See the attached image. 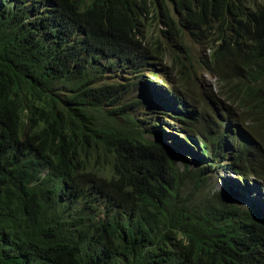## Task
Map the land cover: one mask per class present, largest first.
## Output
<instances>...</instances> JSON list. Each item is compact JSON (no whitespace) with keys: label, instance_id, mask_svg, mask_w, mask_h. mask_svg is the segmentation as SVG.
Here are the masks:
<instances>
[{"label":"trees","instance_id":"trees-1","mask_svg":"<svg viewBox=\"0 0 264 264\" xmlns=\"http://www.w3.org/2000/svg\"><path fill=\"white\" fill-rule=\"evenodd\" d=\"M0 264H264V0H0Z\"/></svg>","mask_w":264,"mask_h":264},{"label":"rangeland","instance_id":"rangeland-1","mask_svg":"<svg viewBox=\"0 0 264 264\" xmlns=\"http://www.w3.org/2000/svg\"><path fill=\"white\" fill-rule=\"evenodd\" d=\"M148 22H149V25H152L151 20H149ZM157 32H158L157 26L153 24V26H151L149 37L151 39L150 43L152 44V46H156V47H158L160 44V42L156 38H154L157 35ZM164 49H165V53H162V55L165 58L166 63L171 64L173 54H170L169 52L171 50H174V48L169 45H166ZM199 54L202 55V50H200ZM122 72H123V68H120V70L116 72L114 75H109L108 79H114L117 81L119 79H123V78H120V75ZM112 77H115V78H112ZM146 77H148L147 74H146ZM154 77H155L154 75L149 76V82L150 84H152V86H154V88H152L149 85L148 91L146 88L144 90L131 88V90H129L128 95H127V103L140 100L141 93H147V92L151 93L153 91L158 92L159 96L165 97V93L167 92L166 90L169 88L167 86L165 87V85L162 84L161 80L159 79L155 80ZM129 78H132V75L129 76ZM179 79L182 80L183 85H178V86L180 88H183L184 86H186V81L184 77L180 76L178 77V80ZM199 82L201 83V86H206L207 90H210L213 94H215L217 90L219 89L217 78L215 76H212L211 74L209 75L208 72L206 71L199 73ZM185 96L186 98H188L189 96L193 97L190 90L186 92ZM191 97H189V99L192 102ZM140 112L145 114V118H147L150 115L145 110L140 111ZM157 120L158 119L155 118L154 123H157ZM160 120H161L162 126L165 127L166 125L167 127L162 130V133H160L159 131V134H160L159 137L164 138L165 141L169 142L171 144V147L174 148L175 151L178 153L179 157L187 158L190 165L194 167L196 163L202 159V156L199 155V151L196 148V146L192 144H188L190 147L188 145L187 147L186 145H184L183 140L185 136L182 134H179V132H182V131H180L179 126L177 124H174L173 122H169V121L167 122V120H164V119H160ZM176 138H178V140ZM176 163H178V165L181 166V168H183L182 163L180 162H176ZM212 175H213V178L209 180V183L211 184L210 188L213 190V192L220 191L221 189H223V187L225 188L224 183L231 186V183L233 182V180L237 179V177L233 175L232 173H230L229 171L228 172L224 171L223 173H221V170H219V172H212ZM109 178H111V174H109Z\"/></svg>","mask_w":264,"mask_h":264},{"label":"clouds","instance_id":"clouds-1","mask_svg":"<svg viewBox=\"0 0 264 264\" xmlns=\"http://www.w3.org/2000/svg\"><path fill=\"white\" fill-rule=\"evenodd\" d=\"M208 74L210 75V73L208 72ZM150 76H152V75H154L155 77V80H157V79H159V80H161L162 81V79L159 77V78H157V75L156 74H149ZM148 76V75H147ZM147 81H148V84L152 87V88H154V86H152V84H150V82H149V76L147 77ZM157 84V83H156ZM162 84L163 85H165V83L162 81ZM165 87H166V85H165ZM147 89V91H148V88H146ZM156 92V91H155ZM156 93H158V92H156ZM182 135H184L185 137H184V140H183V142L184 143H186V144H188V142H187V136L185 135V134H182ZM177 140H178V138H176ZM155 141L157 142V143H162L163 145H164V147L166 146V147H169L170 149H172L174 152H176L175 151V149L174 148H172L171 147V144L169 143V142H167V141H165V139L164 138H161V137H158V138H156L155 139ZM165 142H166V144H165ZM177 153V152H176ZM169 158H170V156H168ZM188 163H189V161H188V159L187 158H185V157H183ZM171 159V158H170ZM172 160V159H171ZM174 161V160H173ZM176 162H180V163H184V161H176ZM190 164V163H189ZM224 171H221V173H223ZM227 172V171H226ZM224 188V187H223ZM225 188H226V190H229L232 194H234L235 196H236V198H237V194L236 193H234V191H233V189L231 188V186L230 185H225ZM221 190H223V189H221ZM220 190V191H221ZM239 197V196H238ZM236 203H239V200H238V198H237V202Z\"/></svg>","mask_w":264,"mask_h":264},{"label":"water","instance_id":"water-1","mask_svg":"<svg viewBox=\"0 0 264 264\" xmlns=\"http://www.w3.org/2000/svg\"><path fill=\"white\" fill-rule=\"evenodd\" d=\"M166 148H167L168 152H170V154H168V155L170 156V158L172 160H174V161H184V162H187L183 157H179L178 153L174 152L169 147H166ZM224 195L229 200V203H236L237 202L236 196L234 194H232L229 190H225L224 191Z\"/></svg>","mask_w":264,"mask_h":264}]
</instances>
